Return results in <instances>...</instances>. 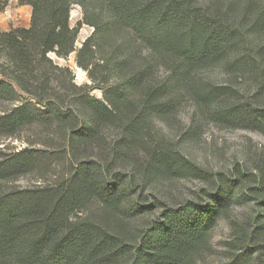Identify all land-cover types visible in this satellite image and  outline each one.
I'll use <instances>...</instances> for the list:
<instances>
[{
    "label": "trees",
    "instance_id": "obj_1",
    "mask_svg": "<svg viewBox=\"0 0 264 264\" xmlns=\"http://www.w3.org/2000/svg\"><path fill=\"white\" fill-rule=\"evenodd\" d=\"M17 4L30 24L0 30V138L33 139L0 157V264H264V153L212 171L184 151L207 125L264 138V0ZM71 54L90 84L50 57ZM36 172L51 179L4 187Z\"/></svg>",
    "mask_w": 264,
    "mask_h": 264
},
{
    "label": "rangeland",
    "instance_id": "obj_2",
    "mask_svg": "<svg viewBox=\"0 0 264 264\" xmlns=\"http://www.w3.org/2000/svg\"><path fill=\"white\" fill-rule=\"evenodd\" d=\"M18 0H10L7 8L0 13V30L8 31L11 28H27L30 24L31 9L28 6H19ZM81 20V9L74 6L70 12L69 25L75 27ZM92 28L83 25L78 33L76 47L79 48L82 42L91 34ZM55 63L60 66H68L74 73V81L77 85L90 84L87 75L79 69L75 62V55L71 54L67 59L56 58L50 55ZM218 72V71H217ZM209 74L217 81L221 80V75L217 73ZM97 98H101V92L94 90L91 93ZM188 109L182 114L181 120L186 121ZM33 139L30 133H23L17 137L0 138V157L20 151L27 147V141ZM184 151L191 159L201 166L212 171H229L236 163L250 162L257 158L259 153H264V138L257 132L242 129H219L212 125L203 128L201 136L196 143L188 144ZM51 179L50 174L34 173L18 180L5 183V188H27L43 184ZM249 207H235L228 218L222 219L211 234V258L210 260L222 259L225 255L227 241L231 239L234 232L233 225L241 224L245 213H249Z\"/></svg>",
    "mask_w": 264,
    "mask_h": 264
}]
</instances>
